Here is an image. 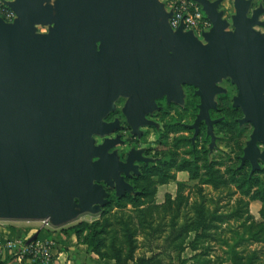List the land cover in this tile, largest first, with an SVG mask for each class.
Masks as SVG:
<instances>
[{
  "label": "water",
  "instance_id": "water-1",
  "mask_svg": "<svg viewBox=\"0 0 264 264\" xmlns=\"http://www.w3.org/2000/svg\"><path fill=\"white\" fill-rule=\"evenodd\" d=\"M49 1H7L16 17H0V218H48L57 226L99 212L105 186L117 196L134 191L122 174L138 173L137 151L122 162L110 151L119 136L94 139L119 127L103 118L120 96L135 133L156 99L182 104L181 86H194V136L204 120L211 146L218 120L209 110L225 91L217 83L229 78L238 122L253 128L241 164L248 160L251 174L264 162V36L253 29L262 7L247 15L250 0H234L226 31L220 0H195L211 22L201 42L182 26L172 30L171 12L158 0ZM38 24H49L48 32L36 33Z\"/></svg>",
  "mask_w": 264,
  "mask_h": 264
},
{
  "label": "rangeland",
  "instance_id": "rangeland-1",
  "mask_svg": "<svg viewBox=\"0 0 264 264\" xmlns=\"http://www.w3.org/2000/svg\"><path fill=\"white\" fill-rule=\"evenodd\" d=\"M7 1L12 0H0L2 19L4 17L1 13L7 8L11 10ZM158 1L163 4L165 11L171 13L174 4L178 2ZM49 2L52 4L53 0ZM233 2L220 0L217 7L222 12V18L228 22L226 31L233 29ZM197 5L207 17L201 5ZM257 7H262L263 12L258 17L261 23L255 24L253 29L264 36V0H250L247 15H251ZM49 26L36 25V33H47ZM192 32L198 40L204 42L202 35ZM217 85L225 91L214 96L216 108L210 109L211 119L218 120L213 124L214 142L211 146V136L207 134L203 121L194 136L192 125L198 114L199 97L192 85L181 86L184 94L182 104L167 103L162 100L164 97L156 99L158 108L145 115L147 122L139 125L135 133L122 112L125 97H118L115 108L103 118L104 121L111 119V122L117 119L119 127L106 136L94 135L96 144L101 143L105 137L119 136L121 142L114 147L119 157L125 158L132 150L141 153L140 160L133 162L137 165L138 173H135L132 183L139 192L144 191L146 195L139 198L137 209L126 197L127 193L135 195L134 191L117 196L109 188L108 202L97 213L83 212L50 228H42L35 219L0 218V225L19 229L26 235L41 231V237L45 232L50 233L58 237L63 245L66 240H62L65 237L61 230L79 222L110 219L112 232L121 239V223L128 221L129 230L137 233L136 255L149 256L150 249L155 251L159 247L158 261L163 264H180L181 259L189 258L193 254L191 249L187 247L179 254L176 245H186L196 233L200 237L196 242L199 248L195 253L205 252V256H202L204 258L198 259H209L208 264H230L227 257L231 249L239 253L244 264H264V162L259 160L260 167L251 174L247 160L241 165L243 148L253 128L249 122H238L243 114L239 107L232 105L236 86L229 78L222 79ZM181 167L186 168L179 170ZM138 218L144 222L153 218V226L159 228L151 245L146 240L148 238L145 234L148 232L137 226ZM173 222L175 233L170 238L173 241H165L170 235ZM198 224L207 227L203 229L198 226L195 231L191 230V227ZM67 257L72 258V255L68 254ZM194 264L199 262L195 260Z\"/></svg>",
  "mask_w": 264,
  "mask_h": 264
},
{
  "label": "trees",
  "instance_id": "trees-1",
  "mask_svg": "<svg viewBox=\"0 0 264 264\" xmlns=\"http://www.w3.org/2000/svg\"><path fill=\"white\" fill-rule=\"evenodd\" d=\"M186 167H181L179 170H183ZM195 177V176H191ZM250 178L247 176V180ZM165 181H161V183H164ZM133 189L135 191V195H129L126 194V197H128L130 203L136 207L139 204V198L142 196H145L146 193L139 192L137 189V186L134 184ZM155 194V193H154ZM153 194V195H154ZM158 207V205H157ZM137 209V208H136ZM135 209V210H136ZM150 212V210H147ZM132 218V217H131ZM139 219V220H138ZM137 219V226L142 228V230H146L148 233L146 235L147 241H149L150 245L152 244V241L155 240V234L157 231H159L156 226H153V218L149 220V222H144L143 219L138 218ZM110 220V219H109ZM107 221L104 219L101 220H94L92 222H79L77 224L71 225L69 227H66L61 230L62 235L65 238H68L72 235H75L79 241L86 244L88 248H90L93 252L98 254L99 256H108L110 259L113 260V264H163L159 262V253H154L151 251V255L146 256L145 254L135 255V251L138 247L137 241H136V235L137 233H132L129 230V223L128 221L126 223H121V228L123 234H121V239L117 236V234H114L112 232L113 227L111 221ZM128 223V224H127ZM174 223H171V232L168 237H166L165 241H173V238L170 240L172 236H174L175 230H174ZM140 224V225H139ZM198 226H201L203 229L207 226L205 224H198L195 227H191V230H196ZM202 235V234H201ZM200 237L199 234L196 233L195 237L189 241L186 245L185 244H178L177 249L178 253L181 254L187 247L193 251H197L199 246H197L196 242H198V238ZM26 243V241H25ZM159 249V247H157ZM15 255L6 256L5 258L0 260V264H5L7 261L14 258ZM202 256H205V252L202 253H195L188 259L193 260L194 264L195 260L199 262V264H208L209 259H198ZM180 255H178V258ZM204 258V257H202ZM188 259H181L180 264H185ZM227 260L230 262V264H244L242 260V257L239 255V253L233 249L230 251L229 257H227Z\"/></svg>",
  "mask_w": 264,
  "mask_h": 264
},
{
  "label": "crops",
  "instance_id": "crops-1",
  "mask_svg": "<svg viewBox=\"0 0 264 264\" xmlns=\"http://www.w3.org/2000/svg\"><path fill=\"white\" fill-rule=\"evenodd\" d=\"M40 232L37 233V240L39 242H49L51 244V258L48 261L35 259L28 253L22 254V248L31 233L26 235V233L19 229L0 225V260L6 256L15 255L14 258L7 261L5 264H113L112 259L108 256H99L88 248L86 244L79 241L75 235L63 238L62 240H66V243L62 245V243L58 241V237L56 238L46 232L40 237ZM191 251L193 252L192 255H194L195 251ZM149 252L151 255L152 252L160 253V250L155 249V251ZM68 254H71L72 258H68ZM192 255H190V257ZM190 263H193V260L188 259L185 264Z\"/></svg>",
  "mask_w": 264,
  "mask_h": 264
},
{
  "label": "built area",
  "instance_id": "built-area-1",
  "mask_svg": "<svg viewBox=\"0 0 264 264\" xmlns=\"http://www.w3.org/2000/svg\"><path fill=\"white\" fill-rule=\"evenodd\" d=\"M1 14L4 17L3 19L8 22L13 21L15 18V13L8 8ZM168 22L172 30L182 26L184 31L190 30L200 35L211 27L210 20L203 15L201 8L194 0H178L174 4V11L168 18ZM38 222L42 228H50L52 226L48 218L39 219ZM21 252L22 254L28 253L35 259L48 261L51 258V244L49 242H39L35 239L25 243Z\"/></svg>",
  "mask_w": 264,
  "mask_h": 264
},
{
  "label": "flooded vegetation",
  "instance_id": "flooded-vegetation-1",
  "mask_svg": "<svg viewBox=\"0 0 264 264\" xmlns=\"http://www.w3.org/2000/svg\"><path fill=\"white\" fill-rule=\"evenodd\" d=\"M194 92H195V89H194ZM199 99V98H198ZM162 100H166V97L164 96V99H162ZM162 100H160V101H162ZM209 115H210V110H209ZM210 118H211V115H210ZM203 122H204V120H202ZM106 122H111V119H108ZM205 126H206V124H205V122L203 123ZM200 126H201V123L199 124V128H198V130L200 129ZM111 138V137H110ZM116 146V145H115ZM114 146V147H115ZM114 147L113 148H111L110 149V151H112L113 149H114ZM261 149H262V147H261ZM135 156L136 157H138V158H140L141 157V153H135ZM127 157V156H126ZM126 157L125 158H121V157H119V160L120 161H122V162H125L126 161ZM246 161V160H245ZM247 162L249 163V161L247 160ZM245 163V162H244ZM243 163V164H244ZM243 164H241V165H243ZM250 164V163H249ZM250 169H251V166H250ZM123 175V177H124V180H125V182H127V183H129L131 186H133L134 184L132 183V181H133V178H134V176H135V173L133 172V171H129V175H124V174H122ZM109 188H111V189H113L114 190V192H115V187H109V186H105V189H106V191L108 192V189ZM133 188V187H132ZM134 190V189H133ZM126 192H128V191H125V193ZM135 192V191H134Z\"/></svg>",
  "mask_w": 264,
  "mask_h": 264
}]
</instances>
